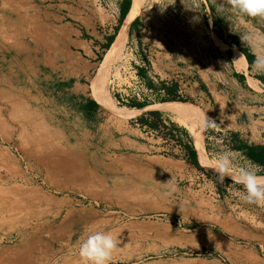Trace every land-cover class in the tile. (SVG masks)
<instances>
[{
	"label": "rangeland",
	"instance_id": "374dc122",
	"mask_svg": "<svg viewBox=\"0 0 264 264\" xmlns=\"http://www.w3.org/2000/svg\"><path fill=\"white\" fill-rule=\"evenodd\" d=\"M142 1L136 34L117 47L118 0H0V264H80L79 246L96 232L120 241L110 264H264V206L219 181L204 148L213 130L197 124L204 113L216 120L201 92L233 88L246 70L238 50H251L241 36L264 33V21L218 12L213 0ZM113 32L97 56L75 42ZM162 83H177L181 100L161 102ZM21 127L29 141L48 134L62 156L48 166L24 158L4 140ZM190 142L208 157L203 169ZM169 180L177 191L166 196Z\"/></svg>",
	"mask_w": 264,
	"mask_h": 264
},
{
	"label": "crops",
	"instance_id": "0c3cea01",
	"mask_svg": "<svg viewBox=\"0 0 264 264\" xmlns=\"http://www.w3.org/2000/svg\"><path fill=\"white\" fill-rule=\"evenodd\" d=\"M126 1L128 0H118L117 3L115 17L119 19V23L123 15H125V22L132 6V3L126 6ZM135 20L136 18L129 25V40L136 34L138 24L141 21L140 18L138 21L134 22ZM124 22L121 24L120 28H122ZM120 28L118 29L119 31ZM111 30H115V28ZM107 35H109L108 38L97 41L83 39L81 33H78L75 42L79 46L87 48L93 55L95 54V56H97L100 51L107 50L108 47L111 48L113 45L114 41H111V37L114 36V32ZM243 49L246 50V54L241 50L238 51L243 56L246 70L241 71V74L231 78L233 88H210L208 95L207 93L201 92L203 101L208 100L216 104V108L213 109V117L218 124V127L214 129L211 134L206 133L204 148L211 160H213L217 154L230 152L233 155H237V157L244 162H251L252 164L264 167V84L261 80L251 75L250 65L255 59L252 51L247 48ZM92 53H90V56H92ZM139 71L143 70L140 69ZM255 80L257 84L253 85L252 82ZM122 100H124L123 97ZM133 109L139 110L142 108L134 107ZM233 133L238 136L237 139L239 143H244L255 148V152L261 154L262 160L258 162L249 159L242 151L231 149L233 145L231 136Z\"/></svg>",
	"mask_w": 264,
	"mask_h": 264
},
{
	"label": "clouds",
	"instance_id": "9594fccd",
	"mask_svg": "<svg viewBox=\"0 0 264 264\" xmlns=\"http://www.w3.org/2000/svg\"><path fill=\"white\" fill-rule=\"evenodd\" d=\"M217 3V11H228L238 17H250L264 21V0H213ZM241 40L251 48L255 59L250 65L254 74L264 75V33H250L241 36ZM201 131L214 130L218 127L215 120L202 114L197 120ZM236 157L230 152L217 154L211 161L213 171L216 172L221 183L228 177L234 184L242 186L237 196L248 204L264 206V167L251 162L237 165ZM168 190L166 196L172 195L177 188L169 180L163 183ZM120 241L109 232H96L89 235L79 246L78 256L80 264H110L114 251Z\"/></svg>",
	"mask_w": 264,
	"mask_h": 264
},
{
	"label": "bare ground",
	"instance_id": "6f19581e",
	"mask_svg": "<svg viewBox=\"0 0 264 264\" xmlns=\"http://www.w3.org/2000/svg\"><path fill=\"white\" fill-rule=\"evenodd\" d=\"M8 6V5H7ZM140 9H142L143 10V1L142 0H132V6H131V9H130V11H129V13H128V15H127V18H126V20H125V22H124V24H123V26H122V28H121V30H120V32H119V34H118V37H117V40H116V42H115V45L117 46V47H119V46H122V45H124L125 44V42L127 41V37H128V31H129V25H130V23H131V20L133 19V16L135 15V13L138 11V10H140ZM17 10V9H16ZM8 12V11H7ZM10 16V15H9ZM3 18V17H2ZM3 22V21H2ZM2 22H1V24H2ZM11 24V23H10ZM3 25V24H2ZM12 26V25H11ZM7 27V26H6ZM7 31V30H6ZM10 31V30H9ZM1 39V38H0ZM4 42V41H3ZM9 48V47H8ZM10 50H12V49H10ZM3 54V53H2ZM14 56V55H13ZM12 56V57H13ZM64 58V57H63ZM9 61V60H8ZM7 61V62H8ZM67 61V60H66ZM14 62V61H13ZM70 63V62H69ZM11 64V63H10ZM16 64V63H15ZM66 64V63H65ZM11 66V65H10ZM17 66V65H16ZM30 66V65H29ZM32 66V65H31ZM37 66V65H36ZM5 68V67H4ZM13 68V67H12ZM53 68V67H52ZM9 69V68H8ZM27 70V69H26ZM55 70H56V68H55ZM32 71V70H31ZM12 73V72H11ZM40 73V72H39ZM28 74V73H27ZM102 74V73H101ZM3 75H4V73H3ZM12 75V74H11ZM15 75V74H14ZM34 75V74H33ZM103 75V74H102ZM2 76V75H1ZM100 76V75H99ZM99 76H97V77H99ZM7 77V76H6ZM30 78V77H29ZM32 80V79H31ZM30 80V81H31ZM18 81V80H17ZM26 81H28V80H26ZM94 81V80H93ZM97 82H101L100 80L99 81H97ZM2 84V83H1ZM0 84V85H1ZM36 84V83H35ZM4 87V86H3ZM95 88H98V85L97 84H95ZM12 89V88H11ZM29 89V88H28ZM99 89V88H98ZM17 90V89H16ZM30 90V89H29ZM102 91V90H101ZM104 91H106V89H104ZM16 92V91H15ZM28 92H30V91H28ZM105 93V92H104ZM107 93V92H106ZM32 94V93H31ZM100 94L103 96V98H108V97H106V96H108V95H103L101 92H100ZM93 95H94V97L97 99V96H96V94L95 93H93ZM20 96V95H19ZM41 96H44V95H41ZM39 98V97H38ZM43 98V97H42ZM25 99V98H24ZM30 99V98H29ZM48 99V98H47ZM28 100V99H27ZM18 101V100H17ZM22 101V100H21ZM46 101V100H45ZM54 102V101H53ZM30 103V102H29ZM32 104L33 103H31L29 106H26L27 108V110H29L30 109V107L32 106ZM55 104V103H54ZM53 104V105H54ZM63 104V103H62ZM175 104V103H174ZM55 106V105H54ZM176 106V109H173V108H171L170 110H168V111H170V112H172V113H174V110H176V111H181L180 110V107H179V105H175ZM37 107V106H36ZM60 107V106H59ZM51 108V107H50ZM2 109V108H1ZM3 109H6V107L5 106H3ZM38 109V108H37ZM43 109V108H42ZM10 110V109H9ZM34 110V109H33ZM63 110H65V109H63ZM15 111V110H14ZM48 111H50V110H48ZM54 111V110H53ZM63 112V111H62ZM2 113H3V111H2ZM13 113V112H12ZM42 113V112H41ZM50 113V112H49ZM59 114V113H58ZM65 114V113H64ZM7 115V114H6ZM56 115V114H55ZM8 116V115H7ZM33 114L32 113H30L29 111L27 112V121L28 122H30V123H32L33 121H34V119H33ZM58 116V115H57ZM61 116V115H60ZM21 119V118H20ZM50 119V118H49ZM55 119V118H54ZM10 120V119H9ZM51 120V119H50ZM1 121H2V119L0 118V123H1ZM8 122V121H7ZM49 123V122H48ZM9 124V123H8ZM10 125V124H9ZM54 125H55V123H54ZM34 127H36V128H40L41 130H43V127H42V124H41V122H35L34 123ZM52 130V129H51ZM23 131H24V129L21 127V133H19L18 134V137H17V139L16 140H14L11 136H10V138H4V140H6V142L7 141H12L13 143H14V145L16 146V148L18 149V150H21V154H23V156H24V158H26L27 160H32V161H35V162H38V163H42V164H44V165H46V166H48L49 164H50V161H51V157H52V154H53V152H55L57 155H58V157H61L60 156V151L59 150H57V149H55V148H53V144H52V142H50V140H49V137H48V134H45L43 137L42 136H37V135H35L36 137H33V138H31L30 139V141L27 139V138H23ZM7 133V132H6ZM18 133V132H17ZM11 135H12V133H11ZM77 140V139H76ZM62 142V141H61ZM63 143V142H62ZM61 143V144H62ZM67 143V142H66ZM83 144V143H82ZM13 145V146H14ZM68 145V144H67ZM77 145V144H76ZM84 145V144H83ZM197 145V144H196ZM63 146H65V145H63ZM72 146V145H71ZM5 147V146H4ZM93 149H95V148H93ZM104 149V148H103ZM17 150V151H18ZM62 150V149H61ZM199 150V149H198ZM57 151V152H56ZM63 151V150H62ZM87 151V150H86ZM98 151V150H97ZM107 152V151H106ZM63 153V152H62ZM105 153V152H104ZM111 153V152H110ZM20 154V155H21ZM102 154V153H101ZM54 155V154H53ZM2 156V155H1ZM95 156V155H94ZM64 157H65V155H64ZM87 157V156H86ZM56 158V157H55ZM101 158V157H100ZM99 158V159H100ZM124 158V157H123ZM199 158L201 159V161H203L205 164H210L209 163V160H208V157H207V155H203V153H201V151H199ZM95 159V158H94ZM135 159V158H134ZM58 160V159H57ZM86 160V159H85ZM95 160H98V159H95ZM94 160V161H95ZM56 161V160H55ZM68 161V160H67ZM67 161H66V163H67ZM71 161V160H70ZM69 161V162H70ZM81 161V160H80ZM73 162V161H72ZM71 162V163H72ZM82 162V161H81ZM16 163V162H15ZM34 163V162H33ZM122 163V162H121ZM74 164H76V163H74ZM73 164V165H74ZM84 164V163H83ZM93 164V163H92ZM72 165V166H73ZM89 165H91V164H89ZM96 165V164H95ZM71 165H70V167H72ZM97 166V165H96ZM137 166H138V164H137ZM65 167V166H64ZM92 167V166H91ZM98 168V167H97ZM9 170V169H8ZM23 170V169H22ZM64 170V169H63ZM72 170V169H71ZM74 170H77V169H74ZM99 170V169H98ZM103 171V170H102ZM108 171V170H107ZM18 172V171H17ZM38 172V171H37ZM110 172V171H109ZM41 173V172H40ZM39 173V174H40ZM127 173V172H126ZM19 174H20V172H19ZM23 174V173H22ZM115 174V173H114ZM118 174V173H117ZM119 175V174H118ZM23 177V176H22ZM17 184V183H16ZM17 186V185H16ZM20 186V185H19ZM10 187V186H9ZM14 187H15V185H14ZM24 188V187H23ZM11 189V188H10ZM18 189V188H17ZM16 189V190H17ZM25 190V189H24ZM58 191V190H57ZM16 192V191H15ZM17 192L19 193V189L17 190ZM25 192V191H24ZM8 194V193H7ZM4 195V194H3ZM2 195V196H3ZM10 195V194H9ZM11 203V202H10ZM39 223V222H38ZM44 227V226H43ZM27 232V231H26ZM25 232V233H26ZM38 234V233H37ZM36 234V235H37ZM35 235V236H36ZM31 237V236H30ZM28 239V238H27ZM36 239V238H35ZM40 239V238H39ZM36 241V240H35ZM28 242H29V240H28ZM40 242V241H39ZM44 246V245H43ZM38 250V249H37ZM36 250V251H37ZM29 255H31V252L29 253ZM28 256V255H27ZM29 258V257H28ZM30 260V259H29ZM10 261V260H9Z\"/></svg>",
	"mask_w": 264,
	"mask_h": 264
},
{
	"label": "trees",
	"instance_id": "16d2710c",
	"mask_svg": "<svg viewBox=\"0 0 264 264\" xmlns=\"http://www.w3.org/2000/svg\"><path fill=\"white\" fill-rule=\"evenodd\" d=\"M131 3H132V0H128V1L125 2V5L127 6V5H129ZM124 19H125V15L122 16L121 21H120V24H122L124 22ZM138 20H139V17L136 18V20L134 22H136ZM115 38H116L115 35L112 36L111 37V41H114ZM240 50L244 54L247 53L246 50L243 49V48H241ZM139 73L143 74V71H139ZM149 86H151L152 89H155L156 88L152 83H149ZM159 89L162 90V91H167V93L170 95V96L161 98L160 99L161 102H167V101L179 100V99L181 100L180 96L177 95V92H178V89H179V85L177 83L174 84V85H172V86H169V85H167L165 83H162L161 88H159ZM91 104L93 106H96V107L99 106L98 102L95 101V100H93V99H91ZM146 105L147 104H143V103H139V102L138 103L137 102H131L130 103V107H133V108L134 107L143 108ZM151 113L157 114L158 112L152 111ZM140 119L143 122H147V123L149 122L147 116H145V115L142 116ZM231 137H232V140H233V145L231 146V149L238 150V151H242L244 153V155L246 157H248L249 159H252V160H255V161H258V162H260L262 160L261 154L255 152V148H253V147H251V146H249L247 144H244V143H242V144L239 143L238 142V139H237L238 136L235 133H233ZM188 151H189V156L191 158V161L195 165H197L199 168L203 169L202 166H200V163H199V160H198V155H197V150H196L193 142H190V144L188 146Z\"/></svg>",
	"mask_w": 264,
	"mask_h": 264
}]
</instances>
